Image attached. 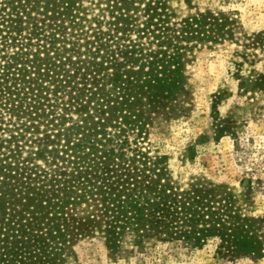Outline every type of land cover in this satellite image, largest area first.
Here are the masks:
<instances>
[{"label":"trees","instance_id":"trees-1","mask_svg":"<svg viewBox=\"0 0 264 264\" xmlns=\"http://www.w3.org/2000/svg\"><path fill=\"white\" fill-rule=\"evenodd\" d=\"M233 25L170 0H0V264H53L33 248L65 238L68 208L94 197L111 238L219 237L261 255L232 200L167 184L165 158L141 146L146 102L184 91L186 54Z\"/></svg>","mask_w":264,"mask_h":264},{"label":"rangeland","instance_id":"rangeland-1","mask_svg":"<svg viewBox=\"0 0 264 264\" xmlns=\"http://www.w3.org/2000/svg\"><path fill=\"white\" fill-rule=\"evenodd\" d=\"M170 1L181 18L210 11L230 18L233 31L186 54L178 96L161 97L156 109L146 102L141 146L165 158L167 184L232 200L253 224L261 255L239 253L219 237L192 247L157 235L111 238L94 197L68 208L65 238H40L50 245L33 248L34 256L53 264H264V0Z\"/></svg>","mask_w":264,"mask_h":264}]
</instances>
